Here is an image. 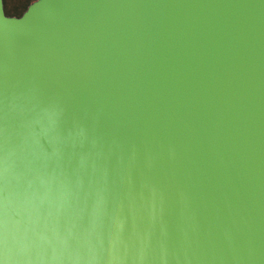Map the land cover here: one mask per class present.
Returning a JSON list of instances; mask_svg holds the SVG:
<instances>
[{
    "label": "water",
    "instance_id": "water-1",
    "mask_svg": "<svg viewBox=\"0 0 264 264\" xmlns=\"http://www.w3.org/2000/svg\"><path fill=\"white\" fill-rule=\"evenodd\" d=\"M0 264H264V0H0Z\"/></svg>",
    "mask_w": 264,
    "mask_h": 264
},
{
    "label": "rangeland",
    "instance_id": "rangeland-1",
    "mask_svg": "<svg viewBox=\"0 0 264 264\" xmlns=\"http://www.w3.org/2000/svg\"><path fill=\"white\" fill-rule=\"evenodd\" d=\"M35 0H3L4 10L8 16H20L27 6Z\"/></svg>",
    "mask_w": 264,
    "mask_h": 264
},
{
    "label": "flooded vegetation",
    "instance_id": "flooded-vegetation-1",
    "mask_svg": "<svg viewBox=\"0 0 264 264\" xmlns=\"http://www.w3.org/2000/svg\"><path fill=\"white\" fill-rule=\"evenodd\" d=\"M7 15V14H6Z\"/></svg>",
    "mask_w": 264,
    "mask_h": 264
}]
</instances>
